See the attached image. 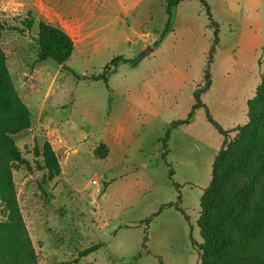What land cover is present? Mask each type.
<instances>
[{
	"label": "rangeland",
	"instance_id": "obj_1",
	"mask_svg": "<svg viewBox=\"0 0 264 264\" xmlns=\"http://www.w3.org/2000/svg\"><path fill=\"white\" fill-rule=\"evenodd\" d=\"M20 2L31 3L0 0V23L19 29L6 30L1 45L31 114V127L14 137L24 164L15 166L13 178L38 263L200 264L194 242L203 244L201 200L226 139L208 112L225 131L247 125L248 102L264 76V0H183L158 44L168 20L166 0H146L134 15L137 35L111 43L97 37L94 54L88 46L97 38L80 30L65 67L37 62L42 20L34 9L11 6ZM28 19L36 22L32 31L25 29ZM147 49L153 53L134 68L118 67L110 90L83 79L121 55L138 61ZM196 91L206 108L188 120ZM174 122L183 124L171 129ZM248 138L247 129L231 133L235 159ZM46 143L60 166L54 178ZM100 147L104 155L97 154ZM251 180L239 176L228 192ZM258 191L256 202L264 198V183ZM5 218L0 201V221ZM94 245L100 249L80 257Z\"/></svg>",
	"mask_w": 264,
	"mask_h": 264
},
{
	"label": "trees",
	"instance_id": "obj_2",
	"mask_svg": "<svg viewBox=\"0 0 264 264\" xmlns=\"http://www.w3.org/2000/svg\"><path fill=\"white\" fill-rule=\"evenodd\" d=\"M183 0H166L168 20L160 41L171 31L174 9ZM211 18L209 6L203 2ZM25 29L32 31L35 20L24 22ZM37 45L39 47L38 63L48 60L65 67L72 57L75 45L73 39L63 30L43 21H39ZM212 26L216 24L212 21ZM7 28L0 23V201L6 218L0 221V264H39L38 258L29 236L21 209L17 201L13 172L17 164L23 165L22 154L15 145L14 137L26 132L31 127V114L18 94L11 74L7 67V56L2 48V34ZM137 59H126L123 55L113 58L102 73L83 77L89 82H104L107 89L109 79L117 73L120 65L131 64L134 68ZM78 78V77H77ZM195 103L188 120L196 111L206 108L201 102V91L194 94ZM264 76L256 96L248 102V123L244 128L225 131L208 112V120L225 136V142L217 155L212 170V182L205 190L201 200V216L199 228L203 244L194 242L201 254L200 264H264V198L256 202L259 195V184L264 183ZM183 122H174L171 129L178 128ZM247 129L249 138L241 150L239 159L234 158L236 146L228 142L232 132ZM170 136L167 132L165 148ZM242 137L245 136L243 133ZM103 153L101 147L97 154ZM104 155V153L102 154ZM168 153L164 154V157ZM44 156L51 178L60 173V166L52 146L46 143ZM169 167L170 164H168ZM174 175L170 171V177ZM250 175L252 180L229 193L231 183L239 176ZM177 188L179 187L175 184ZM174 205H168L173 207ZM178 210L181 209L176 206ZM152 217L147 219L149 224ZM147 227V228H148ZM147 235L144 237L143 248L146 249ZM100 249L94 245L80 253L86 257ZM163 264L162 261H160Z\"/></svg>",
	"mask_w": 264,
	"mask_h": 264
},
{
	"label": "crops",
	"instance_id": "obj_3",
	"mask_svg": "<svg viewBox=\"0 0 264 264\" xmlns=\"http://www.w3.org/2000/svg\"><path fill=\"white\" fill-rule=\"evenodd\" d=\"M15 5L17 9H34L43 22L51 23L67 33L71 38L76 32L84 31L86 37H104L115 40L129 33L137 35L140 29L135 26V13L146 0H28ZM151 1V0H150ZM88 46L89 51L97 53L98 40ZM74 41V40H73ZM77 51V44H75ZM148 50V49H147ZM74 51V53L76 52ZM92 53V54H93ZM153 53V52H152ZM81 54H84L81 51Z\"/></svg>",
	"mask_w": 264,
	"mask_h": 264
},
{
	"label": "water",
	"instance_id": "obj_4",
	"mask_svg": "<svg viewBox=\"0 0 264 264\" xmlns=\"http://www.w3.org/2000/svg\"><path fill=\"white\" fill-rule=\"evenodd\" d=\"M151 53H152V51H150V50L144 51L143 54L138 59V62H140L144 57H146L148 54H151Z\"/></svg>",
	"mask_w": 264,
	"mask_h": 264
},
{
	"label": "built area",
	"instance_id": "obj_5",
	"mask_svg": "<svg viewBox=\"0 0 264 264\" xmlns=\"http://www.w3.org/2000/svg\"><path fill=\"white\" fill-rule=\"evenodd\" d=\"M92 183L93 184H98V181L97 180H93Z\"/></svg>",
	"mask_w": 264,
	"mask_h": 264
}]
</instances>
